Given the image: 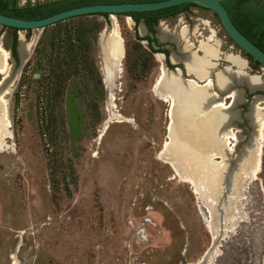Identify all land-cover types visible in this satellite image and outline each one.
Instances as JSON below:
<instances>
[{"label": "rangeland", "instance_id": "374dc122", "mask_svg": "<svg viewBox=\"0 0 264 264\" xmlns=\"http://www.w3.org/2000/svg\"><path fill=\"white\" fill-rule=\"evenodd\" d=\"M81 22L98 23L97 45L75 49L79 56L70 66L63 61L56 85L59 56L69 61L72 52L61 41ZM185 26L194 49L215 32L223 52L217 69L234 68L225 55L239 54L248 73L264 79V68L230 39L211 9L192 5L161 19L157 32L167 28L178 41L159 44L180 50ZM141 27L129 15L94 14L18 31L31 46L0 99L7 133L0 137V264H264V134L257 172L255 158L247 167L238 162L253 132L245 114L259 91L247 90L248 100L238 104L243 117L233 130L241 140L228 143L233 150L226 158L214 159L217 194L208 196L204 185L186 181L183 162L165 161L174 146L171 104L157 94L162 63L138 38ZM115 28L125 54L116 84L101 48L102 35ZM13 36L0 25L9 52ZM177 67L185 75L184 65Z\"/></svg>", "mask_w": 264, "mask_h": 264}, {"label": "bare ground", "instance_id": "6f19581e", "mask_svg": "<svg viewBox=\"0 0 264 264\" xmlns=\"http://www.w3.org/2000/svg\"><path fill=\"white\" fill-rule=\"evenodd\" d=\"M112 19L115 23L117 22L115 16H112ZM130 23L133 24L132 20ZM141 28V31L145 33L146 29L143 26ZM168 31L167 28L161 29L160 38L178 41V38L170 36V31ZM181 34L186 40V44L180 48L183 58L180 59L178 55L174 54L173 60H182L191 78L184 79L179 72L168 71L162 54H158L162 66L155 87L157 94L171 104L170 133L174 143L171 148L168 145V152L164 158L175 167L176 161L183 162L187 170L186 181L197 186L204 185L203 188L209 196L211 190L216 191V178L220 165L219 161L215 162L214 159L219 156L226 158L228 152L233 150V146L228 147V143L236 145L241 140V137L233 130L235 123L232 121L241 120L236 104L246 101V97L244 89L233 86L236 82H240L247 83L252 90L264 89V79L260 75L248 73L247 60L239 54L228 53L225 55L227 62L234 68L228 66L224 69H217V60L222 58L223 52L220 50L221 43L215 38L214 31L206 39L199 40L195 49L193 43L188 41L187 26L182 29ZM101 41L106 44L109 56L115 58V55H119L120 52L123 54L122 38L117 28L110 33L103 34ZM22 42H24V51L27 54L31 44L27 43L23 36ZM1 57L5 61L0 65V74L3 76L2 79H6L11 74L12 66L8 62L9 51L0 43ZM2 79L0 86L3 83ZM204 79L207 81L206 84H203ZM9 89L5 87L1 91L2 93L0 92V99H3L4 93H8ZM228 98L231 99V102L227 101ZM263 101V95H256L252 100L253 106L248 111V117L254 121L255 130L252 132L249 144L240 154L247 161L246 167L247 163L253 161L254 158L258 161L256 169H254L255 172L260 166L263 146L264 107L260 105ZM4 124L5 121L0 112V137L7 134L2 132ZM254 145L257 146L255 150L252 148ZM195 160L196 162H194ZM197 163L200 164L197 167L198 171ZM14 260L15 264H18L17 259Z\"/></svg>", "mask_w": 264, "mask_h": 264}, {"label": "water", "instance_id": "95a60500", "mask_svg": "<svg viewBox=\"0 0 264 264\" xmlns=\"http://www.w3.org/2000/svg\"><path fill=\"white\" fill-rule=\"evenodd\" d=\"M223 1L224 0H156V1H138V2H135V1L101 2V3H91V4L76 6V7L69 8L63 11H59L52 15H49L43 18H37V19H26V18H21V17H14V16H10V15L0 12V25L5 26V27L18 28L20 30H33V29L45 28L47 26L54 25L57 22L66 20L68 18L85 15V14H92V13L117 14V13H129V12H144V11H151V10L166 8V7H170L173 5L189 2V3L197 4L201 7L213 10L215 14L218 16L221 22V25L227 32L230 39L236 45H238L243 51H245L250 57H252L255 61H257L262 66V68H264V49L258 46L253 40H251L244 32L240 30V28L235 24L233 18L230 15L229 10L224 5ZM141 26H143L147 31V25L144 22L140 24V27ZM145 33L141 32V35H145ZM25 41L28 42L26 39ZM101 48H102L103 60H104V66L106 69V73L109 77L112 78L114 84H116V81L120 77L119 70H120L121 64H123L122 58H124L125 54L124 52L123 54H121L120 52L119 55H115V58H113V56L108 55L106 44H103L101 42ZM122 48L124 49L123 42H122ZM24 50H25V45H24V42H22V36H19L18 43H17L18 58H16L13 55L12 51L9 52V56H10L9 58L13 60L12 64H10L12 66V71L9 77H6V79H2L3 83L0 86V92L4 90L5 87L10 88V86L13 84L15 80V69H16L17 62L20 61V63H23L29 53L28 52L26 54ZM196 51L198 52V50ZM161 54L164 57L165 66L168 71L179 72L184 77V79L191 78L189 77V73L187 72L186 66L183 61L182 62H183L184 69H185V75L187 76L183 74V69L180 67H176L175 69H170L166 64L165 54L164 53H161ZM173 55H172V62L173 63L179 62V60L178 61L173 60ZM4 61H5L4 58L1 57L0 65H2ZM205 80L206 79H204V81ZM206 83L207 81H205L203 84H206ZM240 85L243 86L245 95L247 94V90L249 93H252V92L257 93L259 91L257 94H255L252 97V100L256 95H262L260 94V91H264V89H261V88L252 90L249 88L247 83H240V82H236L233 87H238ZM246 100H248V98H246ZM238 104H236L237 108H238ZM252 106L253 105L251 102L249 106V110L252 108ZM239 112H240V118H241L240 121H242V109L239 108ZM245 117L249 119L251 127L253 128V130H255L254 121L252 120V118L248 117V112L245 114ZM232 122L235 123V121H232ZM234 125H236V123ZM240 161L244 162V159L241 156L238 159V162Z\"/></svg>", "mask_w": 264, "mask_h": 264}, {"label": "trees", "instance_id": "16d2710c", "mask_svg": "<svg viewBox=\"0 0 264 264\" xmlns=\"http://www.w3.org/2000/svg\"><path fill=\"white\" fill-rule=\"evenodd\" d=\"M125 1H156V0H38L33 2L31 0H27L26 4L21 5L20 0H0V12L14 16L21 17L26 19H37L43 18L59 11H63L69 8H73L76 6L91 4V3H101V2H125ZM254 1L256 2L254 4ZM224 5L230 12L231 17L233 18L235 24L240 28L242 32H244L251 40H253L258 46L264 49V3H261V0H224ZM199 6L194 3H181L177 5H173L166 8L144 11V12H129V13H117V14H125L132 16L136 23L138 24L142 18L145 19L147 26L150 30L155 32L154 26L159 23L162 18H167L173 15L178 14L179 12L187 10L190 6ZM101 14V15H109V13H92L80 15L81 17ZM75 16V17H80ZM71 17V18H75ZM70 19V18H68ZM67 20V19H66ZM65 21V20H63ZM62 22V21H60ZM58 23V22H57ZM56 23V24H57ZM97 22H91V24L87 22H81L78 25H75L74 32L69 31L66 35L65 39H62L61 42L68 43V50L72 51L70 53V59L67 61L65 57H61L59 61V67L63 66V61L66 62V65L69 63V66L73 64L74 58L79 56L77 50L84 49V47H89L91 43L95 46L97 45L99 34L98 32L94 33L97 25ZM93 25V27L91 26ZM13 30V43H12V52L13 55L18 58L17 53V43H18V31L20 29L9 27ZM139 39H144L142 36L138 35ZM53 46L55 47V39L53 38ZM77 49L76 51H74ZM252 58V57H251ZM259 64L257 61H255ZM260 65V64H259ZM65 66V65H64ZM62 68V67H61ZM77 70V69H76ZM63 72L64 69L60 70L59 76L54 78L52 83L56 85L60 84L63 81ZM78 72V71H77ZM76 72V73H77Z\"/></svg>", "mask_w": 264, "mask_h": 264}, {"label": "flooded vegetation", "instance_id": "af4514ba", "mask_svg": "<svg viewBox=\"0 0 264 264\" xmlns=\"http://www.w3.org/2000/svg\"><path fill=\"white\" fill-rule=\"evenodd\" d=\"M253 1V0H252ZM256 2L254 1V4H255ZM261 3H264V0H261ZM186 11V10H185ZM185 11H182V12H185ZM182 12H179V13H182ZM177 15V14H176ZM173 16H175V15H173ZM171 17V16H170ZM168 18V17H167ZM163 19V18H162ZM145 23L146 24V21H145V19L144 18H142L141 20H140V22L138 23V25H139V28H140V24L141 23ZM159 24V23H158ZM158 24H156L155 26H154V28H155V32L154 31H152V30H150V28L147 26V31H146V33H145V35H140V36H142L144 39L143 40H147V42H148V45L151 47V49H153L154 51H157L158 53H164L165 54V56H166V64H167V66L170 68V69H175L177 66H179V65H182L183 66V62H182V60H179V62H176V63H173L172 62V54H173V52H172V48L170 47V46H166L165 44H159L161 41H162V39L160 38V36H159V33L157 32V25ZM147 25V24H146ZM140 34H141V32H140ZM171 35H173V34H170V36ZM173 36H175V35H173ZM168 40L171 42V43H176L177 41H174V40H172V39H170V38H168ZM199 42V41H198ZM198 44V43H197ZM197 46V45H196ZM181 48V47H180ZM177 51L180 53L181 52V54L183 55V53H182V51H181V49L179 50V49H177L176 50V52H175V54L176 55H178L179 57H180V59H182L183 57L182 56H180L178 53H177ZM156 53V52H155ZM163 56V55H162ZM182 57V58H181ZM164 58V57H163ZM175 64L177 65V66H175ZM218 64V63H217ZM220 70V69H219Z\"/></svg>", "mask_w": 264, "mask_h": 264}]
</instances>
